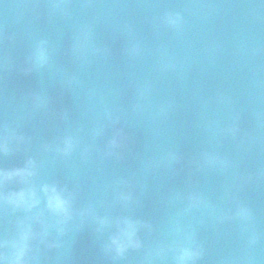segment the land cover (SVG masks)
I'll list each match as a JSON object with an SVG mask.
<instances>
[{"label": "water", "instance_id": "1", "mask_svg": "<svg viewBox=\"0 0 264 264\" xmlns=\"http://www.w3.org/2000/svg\"><path fill=\"white\" fill-rule=\"evenodd\" d=\"M168 12L183 16L182 29L161 23ZM38 40H47L50 52L40 68L29 59ZM133 45L136 56L129 54ZM246 47L259 51L249 59ZM253 73L264 80V0H0V126L27 141L13 144L17 150L0 166L44 158L42 146L73 126L93 143L89 131L101 111L94 91L104 93L117 120L105 122L87 161L47 156L42 178L78 184L77 208L91 205L94 214L74 215L63 234L50 229L37 239L36 264H143L150 243L183 208L177 194L192 190L228 215L237 205L251 209L262 237L255 264H264V88L251 84ZM219 96L231 97L232 106L218 104ZM233 120L235 137L218 134ZM117 130L121 146L104 155ZM209 152L229 166L205 165ZM118 191L131 194V211L155 229L142 233L144 249L119 260L96 222L121 210L113 206ZM13 219L0 213V230ZM192 222L206 248L201 264H232L243 243L240 223L206 210Z\"/></svg>", "mask_w": 264, "mask_h": 264}, {"label": "clouds", "instance_id": "2", "mask_svg": "<svg viewBox=\"0 0 264 264\" xmlns=\"http://www.w3.org/2000/svg\"><path fill=\"white\" fill-rule=\"evenodd\" d=\"M161 23L171 29L179 31L183 27V16L179 13L168 12L161 18ZM81 42V52L87 53L88 32L84 30ZM139 46L133 45L129 54H139ZM254 47L243 49V55L251 58L258 53ZM30 62L40 68L49 63L50 52L47 40L35 42ZM258 73H253L251 84L264 88V80L255 79ZM147 89L139 93L143 98ZM95 105L101 108L96 113L95 125L90 129L89 135L93 143H85L81 133L82 127H70L62 132L54 141L42 146L44 158L26 155L22 165L0 166V213L11 215L14 219L11 227L0 230V264H36L37 255L34 242H42L48 237L50 229L63 234L65 226L74 215L94 214L89 205L85 209H78L77 202L81 194L78 184L69 186L68 183L58 179H43L42 170L46 167V158L51 155L60 161L72 160L79 155L81 160L87 161L95 148L94 142L103 136L105 122L116 123L113 111L106 103L102 91L92 93ZM217 103L225 107L232 106L231 97L219 96ZM139 107V105H137ZM118 119V118H117ZM264 127V123L261 125ZM239 131L236 121L218 129V134L235 137ZM122 134L117 130L104 146V155H114L115 149L121 146ZM26 138L19 135L15 129L8 125L0 126V158L7 157L17 149L13 144L26 143ZM256 142V138L248 141L249 147ZM204 164L212 167L227 168L229 161L213 152L204 154ZM183 208L174 216L169 217L166 226L161 228L159 235L150 243L144 256L143 264H201L206 248L199 238V234L192 222L194 213L207 211L220 220H236L241 225L243 243L239 255L232 264H255L254 255L257 245L261 242V234L252 227L253 216L251 209L244 205H237L231 215L222 210H216L209 203L203 193L192 190L181 196L177 194ZM132 196L124 191H118L113 198V206H118L117 213H107L97 216L98 231L108 232L106 250L112 254L113 259H123L130 251H140L145 248L142 233L155 231L153 225L137 216L131 211ZM39 224L41 231L37 232L35 225ZM50 247L57 245L50 244Z\"/></svg>", "mask_w": 264, "mask_h": 264}]
</instances>
